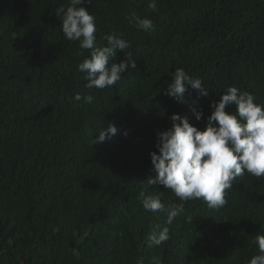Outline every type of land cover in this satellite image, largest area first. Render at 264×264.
<instances>
[{"label":"trees","instance_id":"1","mask_svg":"<svg viewBox=\"0 0 264 264\" xmlns=\"http://www.w3.org/2000/svg\"><path fill=\"white\" fill-rule=\"evenodd\" d=\"M156 3L155 12L149 0L85 4L97 43L122 33L136 60L115 85L87 89L77 65L90 52L65 39L55 15L67 0H0V264H248L257 254L264 177H237L220 209L189 200L171 225L143 209L141 194L180 203L147 184L156 175L150 153L173 113L203 130L211 101L229 86L264 104V0ZM133 12L152 19L153 30L131 25ZM124 58L118 51L115 62ZM175 68L201 79L209 95L191 86L186 102L166 95ZM108 122L118 127L114 140L93 145ZM164 226L168 241L149 246Z\"/></svg>","mask_w":264,"mask_h":264},{"label":"clouds","instance_id":"2","mask_svg":"<svg viewBox=\"0 0 264 264\" xmlns=\"http://www.w3.org/2000/svg\"><path fill=\"white\" fill-rule=\"evenodd\" d=\"M87 3L91 0H67L55 11L61 21L60 29L69 42H78L82 50L90 55L77 65V71L83 74L87 89H105L115 85L125 72L136 68V60L126 49L130 42L122 33H106V44L97 43L95 16L89 11ZM148 7L157 11L156 0H149ZM129 23L137 29L153 30V21L130 13ZM123 51L125 58L115 62L118 51ZM83 54V53H82ZM166 95L178 102H186L185 92L188 87L198 91L201 97L209 95L199 78H194L185 69L175 68L171 73ZM83 99L91 104L93 95L83 97L77 93L75 100ZM235 105V112L226 111L228 105ZM211 114L207 117L206 127L201 130L190 123L187 116L173 113L171 125L158 132L156 147L152 151L151 161L156 175L147 181L149 186H163L171 190L180 203L162 202L161 195L155 192L142 195L143 209L151 213L166 215V225L184 213V205L189 200L202 199L209 209H220L227 204L226 190L232 188L237 177L248 173L256 178L264 177V104L257 103L255 96L247 90L229 86L218 101L210 103ZM196 120L203 118V112L193 109ZM98 136L92 139L93 145L114 140L118 127L115 122H108ZM127 135V132L124 133ZM191 220V217H188ZM170 229L162 227L149 237V246H160L169 239ZM253 243L258 252L248 264H264V234L254 236ZM143 264V262H141ZM152 264H160L158 257H152Z\"/></svg>","mask_w":264,"mask_h":264},{"label":"bare ground","instance_id":"3","mask_svg":"<svg viewBox=\"0 0 264 264\" xmlns=\"http://www.w3.org/2000/svg\"><path fill=\"white\" fill-rule=\"evenodd\" d=\"M245 232V231H244ZM246 234V233H245Z\"/></svg>","mask_w":264,"mask_h":264}]
</instances>
